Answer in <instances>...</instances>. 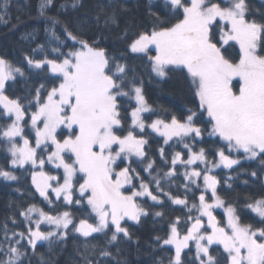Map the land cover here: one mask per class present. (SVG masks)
<instances>
[{
    "label": "snow or ice",
    "instance_id": "1",
    "mask_svg": "<svg viewBox=\"0 0 264 264\" xmlns=\"http://www.w3.org/2000/svg\"><path fill=\"white\" fill-rule=\"evenodd\" d=\"M51 4L52 0L41 3L40 14L44 15L45 8ZM8 5L9 0H4L3 5H0L3 9L0 22L7 15ZM165 6H170V13L176 22L170 23L157 17L158 23L151 32L139 33L128 47L132 53L146 55L151 72L161 79L168 78L170 73H184L198 100V106L196 109L188 108L183 120L172 115L170 121L158 118L147 126L164 137L165 144L173 137L184 143L186 137L192 140L202 137V129L196 125V120L206 113L209 118L207 122L212 125L209 135L218 136L226 142L229 153L226 154L223 148L218 149L216 154L219 160L212 164L213 168L223 165L230 169L238 165L240 160L232 158L230 154L241 150L247 159L261 157V163L264 164V22L248 18L247 0H221L220 3L213 0H165ZM108 19L115 22L113 17ZM53 23L57 21L53 19ZM67 35L80 44V49L65 55L59 48H54V52L64 57L59 62L57 59L25 58L28 65L36 69L47 66L60 81L57 86L46 91V95H42L45 86L41 84L28 102L29 107L34 106L36 109L30 115L31 128L35 131V146L25 137L21 123L27 109L20 99H11L4 94L6 81L15 80L16 74L23 76L24 72L0 57V106L3 109L0 115L8 118L14 116L6 129L0 132V138L8 142L11 166L39 165L41 171L31 173L32 183L40 196L49 203L51 189L57 199L63 196L66 203L79 205L80 199L73 200L74 178H77L78 173L82 174L76 180H83L79 183V195L86 196L87 205L95 213L97 222L92 224L87 219H81L73 231L89 237L93 233L104 232L111 224L115 229L109 241L111 243L117 240L119 233L129 236L127 228L121 224L125 218L138 223L142 215H147L145 209L137 204V197L148 196L160 202L159 197L143 181L140 190L131 191L130 195L122 191L126 184H132L130 172L135 170L131 169L130 163L116 171L119 167L117 161L123 162L133 155L143 160L146 155L144 146L148 141L135 135L132 130L127 135H117V130L122 128L117 97L129 96V92L122 87L126 79V65L117 64L115 71H112L110 58L104 48L94 47L70 31H67ZM235 45L239 46L238 60L225 55L228 48ZM152 51L154 55L149 54ZM131 92L137 105L131 112V124L143 132L146 125L141 114L152 112L153 109L145 99L142 86L133 84ZM62 126L69 131L61 140L58 139L57 130ZM17 137L23 140L22 146L16 143ZM51 145H54L55 150L47 156V162L63 169V183H59L60 177L50 176L42 170L45 159L38 157V150L42 153ZM184 148L188 149L189 158L183 160L181 153L177 152L165 177L176 175L175 166L178 163L186 166L196 161L211 163L203 148L193 152L188 143H184ZM65 153L70 155L66 158ZM160 154L163 157L162 148ZM153 165L154 161L146 164L144 170L149 171V175ZM211 170H204L203 182L205 191H211L214 203L207 202L205 195L201 194L199 205L192 206L198 207L200 215L189 217L194 222L187 228L186 234L181 238L177 218V222L170 227L168 238L163 240L164 245H175L172 264H182L181 253L189 246V241H195L199 264H217L216 258L209 252L213 244L223 246L228 264H264V228L253 229L251 225H242L236 209L231 205L226 208V225L221 226L213 216L211 209L224 206V201L217 194L219 181L209 174ZM201 175V171L194 169L185 171L184 178L196 184ZM252 175L256 176V173ZM0 177L8 181L17 180L16 175L3 168H0ZM153 179L157 189H160V180ZM51 181H57V186L53 187ZM169 199L174 204L187 206L186 199L170 195ZM247 207L264 224V198ZM33 212H38L40 217L35 221V230H28V244L33 250L37 241H47L56 235L55 231H41V223L47 222L57 229H68L73 223L67 211L59 216H51L35 205L22 214L30 219ZM156 215L162 213L157 212ZM204 216L208 217L210 233L202 231ZM19 235L23 237L24 233ZM60 238L66 239L67 233L61 232ZM156 239L160 240V237ZM23 255L25 253L19 248L9 247L7 259L0 260V264H22ZM101 255L109 256L110 253L103 251Z\"/></svg>",
    "mask_w": 264,
    "mask_h": 264
},
{
    "label": "trees",
    "instance_id": "2",
    "mask_svg": "<svg viewBox=\"0 0 264 264\" xmlns=\"http://www.w3.org/2000/svg\"><path fill=\"white\" fill-rule=\"evenodd\" d=\"M44 2L45 0H9L7 15L4 21L0 22V57L24 72L23 76L16 74L15 80L6 83L4 94L11 99H20L27 109L25 135L33 140L29 122L31 113L36 109L34 106L29 107L28 102L35 95V90L43 84L45 89L42 95H46V91L60 82L47 67H31L25 58L57 59L59 62L64 57L54 52V48H59L65 55L80 49V44L68 37L67 31H70L78 39L86 40L94 47L104 48L110 58L112 71H115L117 64L126 65V79L122 87L124 91L129 92V96L117 97L122 117V128L117 130V135L124 136L132 130L137 136L148 141L145 146V161H154L151 174L160 180V189H157L154 181H150V184L153 193L161 197L162 202L154 204L149 200L140 201V206L145 209L147 215L141 216L136 224L123 222L122 226L129 232L127 237L123 233L118 234L117 240L110 243L115 230L112 226L101 234L78 236L73 228L81 219H87L92 224L97 222L86 204V197H80L74 192L73 200L80 199L79 205L68 204L63 199L52 196L51 203L45 201L32 185L31 169L12 170L7 141L0 138V168L17 176L15 181L0 178V260L7 259L8 248L17 244L20 233L27 235L22 213L35 205L53 216L69 212L73 225L67 230L66 239L50 237L47 241L39 242L35 250L25 240L18 243L20 251L25 253L21 257L22 264H172L174 250L165 247L163 240L168 238L170 227L177 222V218L178 230L183 236L194 222L189 217L199 216L197 208L192 206L198 204L199 197L203 194V182L199 180L192 184L186 180L184 173L190 168L185 165L175 167V176L165 177V173L172 167L171 160L177 152L181 153L184 160L188 159L189 153L184 148V143L190 144L194 152L203 148L207 160L211 162L209 164L216 163L217 150H226V145L220 138L209 135L212 125L207 122L209 118L206 113L196 120V125L202 129V140L186 138L184 143L174 141L165 145L162 138L149 130L139 133L132 127L131 112L136 107L131 92L133 84L142 86L145 99L153 109L144 116L146 124L158 118L170 121L172 115L183 120L188 108L196 109L198 106V100L184 73L174 72L170 73L168 78L160 79L151 72L147 56L143 53H132L128 47L139 33L151 32L153 26L158 23L157 17L175 23L170 6H165V0H52V4L45 8L44 15H41L40 5ZM3 3L4 0H0V5ZM247 3L248 18L264 22V2L247 0ZM0 14H3L2 8ZM50 17L57 23H53ZM109 17H113L115 22L108 19ZM238 52L239 48L235 45L229 47L225 55L238 60ZM149 54L155 53L152 51ZM2 111L0 109V112ZM9 124L10 119L0 115V132ZM66 134V131H62L59 138L62 139ZM161 148L164 150L163 157L160 154ZM253 172L256 176L252 175ZM141 173L143 180L148 181L142 170ZM214 176L219 181L217 194L227 206L231 205L236 209L240 223L251 225L253 229L264 228L260 218L247 207L248 204L264 198V164L261 163V157L254 161L242 160L233 169L220 168L214 172ZM169 195L186 199L187 206L172 203L168 199ZM157 212L162 215L157 216ZM217 216L224 226L223 214L217 213ZM156 237H160V240ZM103 251L109 252L110 255H101ZM209 252L216 258L217 264H228L227 254L221 247L213 245ZM182 264H199L193 246L183 252Z\"/></svg>",
    "mask_w": 264,
    "mask_h": 264
},
{
    "label": "rangeland",
    "instance_id": "3",
    "mask_svg": "<svg viewBox=\"0 0 264 264\" xmlns=\"http://www.w3.org/2000/svg\"><path fill=\"white\" fill-rule=\"evenodd\" d=\"M260 1H262V2H264V0H260ZM213 2H217V3H220L221 2V0H213ZM237 47L239 48V46L237 45ZM45 67H47V66H45ZM50 71V70H49ZM50 73H51V71H50ZM53 76H55V74H53V73H51ZM161 79V78H160ZM10 81V80H9ZM8 81H6V83H7ZM6 85V84H5ZM133 102L135 103V105H136V101H135V99H134V93H133ZM137 106V105H136ZM0 109H2V106H0ZM3 110V109H2ZM149 112H146V113H142L141 114V117H142V119L144 120V116L146 115V114H148ZM7 117V116H6ZM8 118V117H7ZM10 119V123H11V121H12V119H14V116L12 117V118H9ZM25 119H26V116H25ZM25 119H24V121H22L21 123H22V126L24 127V122H25ZM151 124V123H150ZM145 125H146V127H145V130L147 129V130H149L150 132H152V133H154V134H156L157 136H159L160 138H162L163 139V141H164V137H162V136H160L158 133H156V132H154L150 127H148L147 125H149V124H146L145 123ZM133 127V126H132ZM29 129H30V131H31V133H32V135H33V140H31L30 138H28L26 135H25V127H24V135H25V137L26 138H28L31 142H32V145L33 146H35V131H34V129H32L31 128V121L29 122ZM134 130H136L137 132H139V133H141V131L138 129V128H133ZM144 130V131H145ZM62 131H66L67 132V134H68V129H66V128H64L63 126L60 128V129H58L57 130V132H58V139H60L59 138V134L60 133H62ZM67 134L66 135H64L63 136V138H65L66 136H67ZM135 134V133H134ZM136 135V134H135ZM210 136H212V137H218V136H215V135H210ZM139 137V136H138ZM62 138V139H63ZM187 138V137H186ZM185 138V139H186ZM219 138V137H218ZM61 139V140H62ZM184 139V140H185ZM197 139L198 140H202L203 139V136L202 137H197ZM174 141H179V138H177V137H173L172 138V140H170L167 144H165V145H169L170 143H172V142H174ZM222 141V140H221ZM225 145H226V142H224V141H222ZM16 143L18 144V146H22V144H23V140L20 138V137H17L16 138ZM146 146V145H145ZM145 146H144V151H145ZM9 147V145H8V142H7V148ZM114 147H116V146H114ZM55 150V147H54V145H51L50 147H48L44 152H40V150H38V157H40V158H43V159H45V165H44V167H43V171L46 173V174H48V175H50V176H57V177H60V180H59V183H63V169L62 168H56L55 167V165L53 164V163H49V162H47V156L50 154V152L51 151H54ZM187 151H188V149H186ZM192 151H193V149H192ZM194 152V151H193ZM188 153H189V151H188ZM225 153L226 154H229L228 153V150H227V147H226V150H225ZM8 154H9V156H10V158H11V155H10V153L8 152ZM65 155V157L67 158L70 154L69 153H65L64 154ZM231 157L232 158H238L239 160H240V163H241V161L242 160H245V161H254V160H256V159H247L246 158V154H244L243 152H242V150L240 151V152H235V151H233L231 154ZM243 156V157H242ZM181 157H182V155H181ZM188 158H189V156H188ZM182 159H183V157H182ZM184 160V159H183ZM219 160V157H218V159H217V161ZM216 161V162H217ZM129 163H130V166H131V169H134L135 171L134 172H130V175L132 176V184L131 185H129V184H126L125 186H124V188L122 189V191H124V193L126 194V195H130L131 194V191H138V190H140V183H141V181H143V182H145V183H147L148 185H149V188H150V190L152 191V188H151V184H150V181H154L155 182V180L153 179L155 176H153L152 174L151 175H149V171H145L144 169H145V167H146V164L148 163V162H146L145 161V157H144V159L143 160H141V159H139V158H137V157H135L134 155L133 156H131L129 159H126V160H124L123 162H121V161H117V164L119 165V167L118 168H116V171H119L120 169H122V168H124V167H127V166H129ZM239 163V164H240ZM238 164V165H239ZM181 165H184V164H182V163H178L176 166H181ZM238 165H234L233 166V168H235L236 166H238ZM175 166V167H176ZM186 166V165H185ZM186 167H188V168H190V170H188L189 172L190 171H192V170H197V171H201V173H202V175H201V177H199V178H197V180H196V183L199 181V180H202V182H203V173H204V170L206 169V168H211L212 170H211V172L209 173L210 175H214V172L216 171V170H218V169H220V168H223V169H228L229 170V168H224L223 167V165H221L220 167H216V168H213L212 167V164H205V163H201L200 161H196L194 164H192V165H187ZM11 168H12V170H17V169H27V168H29V169H31V171L33 172V171H41V169H40V167H39V165H37L36 167H33L31 164H26L24 167H19V166H16V167H13V166H11ZM233 168H230V169H233ZM141 170L144 172V175H145V177H147L149 180L148 181H144L143 180V175H142V173H141ZM152 170V169H151ZM150 170V171H151ZM31 172V173H32ZM58 172H60V174L58 173ZM13 173V172H12ZM14 174V173H13ZM80 175H82V174H77V178L80 176ZM0 178H3V177H0ZM77 178H74V189H73V196H74V192L76 191V194L78 195V196H80L79 195V191H78V189H79V183H82L83 182V180H81L80 182L78 181V182H76V180H77ZM156 178V177H155ZM4 179V178H3ZM31 180H32V176H31ZM51 183L53 184V187H55V186H57V181H51ZM32 185H33V187H34V189L36 190V187H35V185L32 183ZM36 192L39 194V192L36 190ZM152 193H153V191H152ZM154 194V193H153ZM203 194L205 195V198H206V201L207 202H209V203H214V198H212V195H211V191L210 190H208V191H205V185H204V182H203ZM155 195V194H154ZM39 196H40V194H39ZM54 197V198H56V196H55V193L54 192H52L51 191V189H49V199H50V197ZM41 197V196H40ZM86 197V196H85ZM159 197V196H158ZM209 197V198H208ZM44 200H45V198L44 197H42ZM57 199V198H56ZM59 199H63V196H61ZM168 199H169V197H168ZM142 200H149L150 202H152V203H154V204H160L161 202H162V198L161 197H159V201L160 202H157V201H153L150 197H148V196H143V197H137L136 198V202H137V204L138 205H140V201H142ZM169 200H171V199H169ZM45 201H47V200H45ZM172 201V200H171ZM48 202V201H47ZM173 203V202H172ZM86 204H87V198H86ZM177 205V204H176ZM199 205V202H198V204H197V206ZM179 206H184V205H179ZM89 207V206H88ZM228 206L224 203V206H222V207H213V209H211V211H212V214H213V216H215L216 217V221L222 226V224L220 223V219H219V217L217 216V213H222L223 214V216H224V225H226V221H227V217H226V208H227ZM90 208V207H89ZM37 209H40V208H37ZM91 209V208H90ZM41 210V209H40ZM197 211H198V213H199V210H198V207H197ZM251 211V210H250ZM252 212V211H251ZM253 213V212H252ZM94 215H95V213H93ZM256 217H258L255 213H253ZM48 215H50V214H48ZM199 215H200V213H199ZM51 216H53V215H51ZM59 216V215H58ZM143 216V215H142ZM30 219H27L26 217H25V215H23V218H24V220H25V222H26V226H27V235H24L23 237H21V236H19V243H21V241L22 240H25V241H27V243H28V230H29V228H32L33 230H35V228H36V224H35V221H37L40 217H39V214H38V212H33V213H31L30 214ZM71 217V216H70ZM259 218V217H258ZM71 219H72V217H71ZM72 221H73V219H72ZM124 221H129V222H131V223H133V224H136L137 222L136 221H132V220H129V219H127V218H125V220ZM124 221H122L121 222V224H123V222ZM202 222H203V225H204V227L202 228V231H205V232H207V233H210L211 232V228L210 227H208V217H206V216H204V217H202ZM73 225V223L71 224V225H69V227H68V229L71 227ZM79 224H77L76 226H78ZM109 226H112L111 224L109 225ZM113 228H114V226H112ZM178 227V226H177ZM68 229H63V228H60V229H57L56 228V226L55 225H50V224H48L47 222H43V223H41V225H40V230L41 231H44V232H48V231H55L56 232V235L55 236H58V237H60V233L61 232H67V230ZM76 235H78V236H81V237H84V236H82L80 233H78V232H74ZM103 233V232H102ZM96 234H101V233H93L92 235H96ZM119 234H122V233H119ZM170 234V233H169ZM91 235V236H92ZM90 237V236H89ZM183 236H181V238H182ZM39 242H41V241H37V244L39 243ZM206 243V242H205ZM29 245V244H28ZM164 245V244H163ZM213 245H216V246H219V247H221L222 249H223V246L222 245H219V244H213ZM213 245H211V246H213ZM30 246V245H29ZM165 247H170V248H172L173 250H174V253H175V245H164ZM190 246H193V248L195 249V252H196V247H195V241H189V246L187 247V248H185V249H183L182 250V253H181V259H182V254H183V252L186 250V249H188ZM210 246V247H211ZM14 247H17L18 248V246H17V244H15L14 245ZM31 247V246H30ZM32 248V247H31ZM174 257H175V255H174Z\"/></svg>",
    "mask_w": 264,
    "mask_h": 264
}]
</instances>
